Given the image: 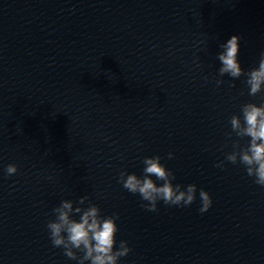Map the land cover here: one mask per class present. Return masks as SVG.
Wrapping results in <instances>:
<instances>
[{
    "label": "water",
    "instance_id": "water-1",
    "mask_svg": "<svg viewBox=\"0 0 264 264\" xmlns=\"http://www.w3.org/2000/svg\"><path fill=\"white\" fill-rule=\"evenodd\" d=\"M232 35L255 67L264 0H0V264H77L46 225L84 195L119 215L120 264H264V188L225 160L231 116L264 101L219 77ZM154 155L211 208L199 191L189 207H141L119 173Z\"/></svg>",
    "mask_w": 264,
    "mask_h": 264
},
{
    "label": "clouds",
    "instance_id": "clouds-1",
    "mask_svg": "<svg viewBox=\"0 0 264 264\" xmlns=\"http://www.w3.org/2000/svg\"><path fill=\"white\" fill-rule=\"evenodd\" d=\"M240 40V36L232 35L219 45L221 51L216 57L220 62L219 77L228 76L233 81L245 77L248 95L255 97L264 93V51L260 52L257 65L245 71L239 60ZM223 83V79L216 80L217 86ZM229 124L231 131L227 137L232 151L225 155V160L243 165L253 182L264 188V101L242 104L240 114L232 115ZM233 134L240 139L248 138L246 145L242 146L239 139L232 140ZM172 158L174 154L169 152L168 159ZM142 163V175L121 170L118 178L125 190L140 197L141 207L150 212H156L160 202L166 206L189 207L199 191L200 213L211 208V195L203 188L198 190L195 184L174 183L175 173L161 162L159 155L144 157ZM215 166L223 169L225 163L219 161ZM17 171L15 164L4 168L6 176ZM52 212L55 219L46 225L49 239L53 247L61 248L64 255L77 264H120L121 258L132 251L127 240L121 239L117 245L119 215L103 214L87 195L77 201L62 200Z\"/></svg>",
    "mask_w": 264,
    "mask_h": 264
}]
</instances>
